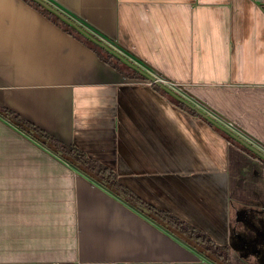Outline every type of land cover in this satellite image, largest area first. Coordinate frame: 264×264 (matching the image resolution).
I'll return each mask as SVG.
<instances>
[{"label":"crops","instance_id":"0c3cea01","mask_svg":"<svg viewBox=\"0 0 264 264\" xmlns=\"http://www.w3.org/2000/svg\"><path fill=\"white\" fill-rule=\"evenodd\" d=\"M47 1L109 48L0 0V264H264V156L143 74L264 154V0Z\"/></svg>","mask_w":264,"mask_h":264},{"label":"trees","instance_id":"16d2710c","mask_svg":"<svg viewBox=\"0 0 264 264\" xmlns=\"http://www.w3.org/2000/svg\"><path fill=\"white\" fill-rule=\"evenodd\" d=\"M31 4H33L35 7L39 8L41 11L46 13L47 15L51 16L55 20H58L62 24H64L68 29L76 31L82 35H84L88 40L93 41L94 43L104 45L108 47L106 44H104L101 40H99L95 35L90 33L88 30H86L83 26H81L76 20L71 18L70 16L66 15L64 12L60 11L56 6H54L52 3L48 2L47 0H28ZM109 48V47H108ZM144 76L148 78H152L151 75L143 71ZM155 87H157L161 92L170 95L175 99V101L181 103L185 107H187L189 110L193 111L196 114H200L209 120H211L213 123H215L218 127L222 128L226 133H228L230 136L234 138H238L243 143H245L247 146H249L251 149L255 150L258 154L263 155L262 152H260L258 149H256L252 144L248 143L246 140L242 139L240 136H238L236 133L228 129L225 125L217 122L214 118H212L207 113H202L198 107L193 105L191 102L186 100L184 97L176 93L174 90L170 89L166 85L157 82L154 84Z\"/></svg>","mask_w":264,"mask_h":264},{"label":"built area","instance_id":"2783aa9c","mask_svg":"<svg viewBox=\"0 0 264 264\" xmlns=\"http://www.w3.org/2000/svg\"><path fill=\"white\" fill-rule=\"evenodd\" d=\"M78 23L83 26L86 30H88L90 33H92L93 35H95L96 37H98L99 39H101L102 41L104 42H108V39L104 36H102L101 34H99L98 32H96L95 30L89 28L83 21L81 20H78ZM148 82L150 84H155L157 82H160L164 85H166L167 87H169L170 89L174 90L176 93H178L179 95H181L182 97H184V95L181 93L180 89L181 87L179 85H177L176 83L174 82H171L163 77H160V76H152V78H148ZM185 98V97H184ZM186 99V98H185ZM187 100V99H186Z\"/></svg>","mask_w":264,"mask_h":264},{"label":"water","instance_id":"95a60500","mask_svg":"<svg viewBox=\"0 0 264 264\" xmlns=\"http://www.w3.org/2000/svg\"><path fill=\"white\" fill-rule=\"evenodd\" d=\"M201 111V110H200ZM203 113V111H201Z\"/></svg>","mask_w":264,"mask_h":264}]
</instances>
